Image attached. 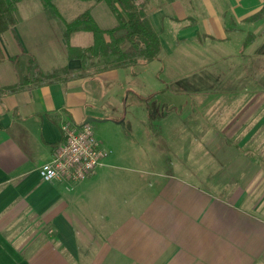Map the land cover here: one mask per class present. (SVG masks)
I'll list each match as a JSON object with an SVG mask.
<instances>
[{
  "label": "crops",
  "instance_id": "1",
  "mask_svg": "<svg viewBox=\"0 0 264 264\" xmlns=\"http://www.w3.org/2000/svg\"><path fill=\"white\" fill-rule=\"evenodd\" d=\"M53 3L20 0L17 23L0 34V87L23 85L0 96V264H264V161L249 146L264 143V114L256 118L264 104H248L262 94L264 52L253 49L264 40L252 30L239 34L264 0H149L158 58L96 72H82L68 52L69 43H93L91 31L67 40L54 15L76 14L69 22L90 10L102 28L117 17L104 1L80 13L74 2ZM249 32L255 39L246 45ZM54 69L58 79L37 84ZM185 74H205L201 93L228 101L221 134L206 139L220 147L206 153L204 170L177 161L168 169L176 155L163 137L181 121L166 120L161 96L167 78ZM90 117L130 124V137L121 129L104 144L95 135L109 153L90 177L44 180L39 168L62 143L63 122Z\"/></svg>",
  "mask_w": 264,
  "mask_h": 264
},
{
  "label": "rangeland",
  "instance_id": "2",
  "mask_svg": "<svg viewBox=\"0 0 264 264\" xmlns=\"http://www.w3.org/2000/svg\"><path fill=\"white\" fill-rule=\"evenodd\" d=\"M55 3H65V2H74L77 4L75 7L76 10L79 9V13L83 12L85 9H89L90 5L94 1H84V0H52ZM57 4L58 9L61 7ZM78 7V8H77ZM264 8V7H263ZM74 10V9H71ZM95 10V7H94ZM58 12V11H57ZM59 13H55L54 15V24L57 25L58 30H64L65 29V20H70L74 16H69L68 14L64 16L63 13H67L64 11H61L59 9ZM104 18V16H102ZM255 20V19H253ZM244 26V32L240 31L239 34H245L247 30H252L256 34L262 36L264 40V12L261 16V18L257 19L256 22L252 23V21H245L242 22ZM236 25V24H235ZM235 28V27H233ZM249 34H251L249 32ZM257 48H254L253 53L257 52H264V41H260ZM199 49V48H198ZM205 49V48H204ZM200 50V49H199ZM209 50V49H207ZM189 62V60H188ZM187 60L185 61V65H189ZM190 64L192 62H189ZM261 70L264 72V60L261 61ZM252 66V65H251ZM219 71H220V64H219ZM220 73V72H219ZM181 75V73L179 74ZM200 74L198 78H196V75H189L185 74V77L181 78H175V79H166V92L162 94L161 98L164 100L165 104V117L166 120L180 122L181 125L180 128H176L173 131V127L169 126L170 134H167L165 137H163V141L165 142L168 150H172L169 153H167L171 158H173L174 155H176L175 159H170L169 161V168L172 169V162L177 161L180 163L181 168L183 170H204L207 165V156L206 153L209 151H216V147H220V144L216 145L214 148L212 145L208 144L206 142V139L211 135L213 130H216V132L220 135L221 134V114L224 113L225 105L228 103L227 100L224 101V97L222 95L214 96V98L211 100L207 98V96L204 95V93H201L203 89H201L202 86L205 87L207 83L210 81L207 80V78H203ZM201 77L202 79H199ZM249 81H247V85L250 86L253 84V78H250L248 76ZM216 86H221V80L216 79ZM246 83V82H244ZM240 83V85L244 84ZM205 84V85H204ZM234 85L238 84L237 80H234ZM198 90V94H196L194 91L196 89ZM220 89V88H219ZM260 90L262 94H259L256 96V98H253L248 104L250 106L249 110L252 109L257 104H264V78H262V84L260 86ZM252 97V96H250ZM225 105H224V103ZM248 102V100H247ZM264 108V105H263ZM129 111H131V108H128ZM247 110L246 112H249ZM140 112V111H138ZM129 113V112H128ZM152 118L156 117V111L152 112ZM264 114V110L256 109V118L262 117ZM121 119L124 117V115L120 116ZM238 118H242L241 116H238ZM104 119V118H103ZM179 120V121H178ZM214 120V123H213ZM210 125V126H209ZM212 125V126H211ZM124 126V127H122ZM124 130L127 132L124 133V136L130 137V130H132V127H130V124L125 123V125H118L117 123H100V122H94V130L95 135L99 137L98 139L102 143H108L105 139V135H113L117 136L121 131ZM178 130H180V135L178 136ZM237 135V134H236ZM131 136H135L134 134ZM102 137V138H101ZM161 135L160 138L161 139ZM139 138H135L136 141ZM230 144L232 146L239 147V139L232 137L230 140ZM194 145V146H193ZM250 148L253 150V152L257 153L258 157L264 161V143H252L249 145ZM237 149V148H236ZM194 150V151H193ZM195 153V155H194ZM134 160H130L128 162V165H135ZM161 167V160H159L158 163H156ZM202 164V165H200Z\"/></svg>",
  "mask_w": 264,
  "mask_h": 264
},
{
  "label": "trees",
  "instance_id": "3",
  "mask_svg": "<svg viewBox=\"0 0 264 264\" xmlns=\"http://www.w3.org/2000/svg\"><path fill=\"white\" fill-rule=\"evenodd\" d=\"M20 0H0V34L12 30L17 23V3ZM104 1L117 17L118 23L112 28H102L87 10L75 19L65 22L64 36L69 40L70 35L79 30L91 31L93 43L86 47L68 44L70 57L80 58L82 72L99 71L117 67H127L142 62H150L158 58L162 43L160 34L154 29L146 10L149 0H93ZM45 6L54 7L52 0H43ZM264 8L250 19L262 16ZM255 39L248 34L245 44ZM102 62V63H101ZM65 72V74H67ZM71 74V72H70ZM77 75L79 73H76ZM47 77V78H46ZM58 70L54 69L37 84L50 83L58 79ZM32 81V80H31ZM22 84L0 87V96L12 93Z\"/></svg>",
  "mask_w": 264,
  "mask_h": 264
},
{
  "label": "built area",
  "instance_id": "4",
  "mask_svg": "<svg viewBox=\"0 0 264 264\" xmlns=\"http://www.w3.org/2000/svg\"><path fill=\"white\" fill-rule=\"evenodd\" d=\"M92 123L63 122L62 143L55 149L52 159L39 168L44 180L71 184L90 177L103 164L109 149L95 136Z\"/></svg>",
  "mask_w": 264,
  "mask_h": 264
},
{
  "label": "water",
  "instance_id": "5",
  "mask_svg": "<svg viewBox=\"0 0 264 264\" xmlns=\"http://www.w3.org/2000/svg\"><path fill=\"white\" fill-rule=\"evenodd\" d=\"M104 120H106V119H99V118H96V117H90L86 121L98 122V121H104Z\"/></svg>",
  "mask_w": 264,
  "mask_h": 264
}]
</instances>
